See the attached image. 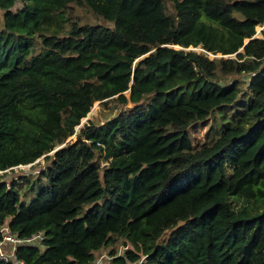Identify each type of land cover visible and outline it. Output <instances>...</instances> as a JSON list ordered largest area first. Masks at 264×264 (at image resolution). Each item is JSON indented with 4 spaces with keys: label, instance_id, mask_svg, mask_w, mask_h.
<instances>
[{
    "label": "trees",
    "instance_id": "16d2710c",
    "mask_svg": "<svg viewBox=\"0 0 264 264\" xmlns=\"http://www.w3.org/2000/svg\"><path fill=\"white\" fill-rule=\"evenodd\" d=\"M239 1L264 0H0V171L44 156L0 179V223L45 234L17 246L23 264H94L120 243L103 264H264V30ZM96 102L121 108L76 132Z\"/></svg>",
    "mask_w": 264,
    "mask_h": 264
},
{
    "label": "rangeland",
    "instance_id": "374dc122",
    "mask_svg": "<svg viewBox=\"0 0 264 264\" xmlns=\"http://www.w3.org/2000/svg\"><path fill=\"white\" fill-rule=\"evenodd\" d=\"M235 7V15L238 18H251V19H256L258 21V25L256 26V37L261 38V34L260 32L262 30H264V1L258 4H252L248 1H239L237 3L234 4ZM21 8V4L18 2L15 4V6L13 7L12 11L16 12L18 9ZM168 8L170 9L169 5ZM171 11V9H170ZM74 14L76 16H78L82 22H86V23H92V24H101V25H105V26H111L108 22L103 21L102 19L96 18L95 16H93L90 13H84L83 9L75 6L74 8ZM3 25V12L0 10V28ZM32 43H34V48L38 49V47L40 46V43L38 41L37 38H34V40H31ZM172 49L175 51H180L181 54H183L184 56H186L187 59L189 58H195L198 57L200 55V49L199 47L197 48H193V47H188L185 49H181L180 46L174 45L172 46ZM220 55H218L217 57H219ZM211 58V57H209ZM212 59V58H211ZM251 95V93H247V96L249 97ZM249 99V98H248ZM95 106V107H94ZM131 106V104H127L125 107H129ZM120 106L116 105V104H110L108 106H104L102 103L100 102H96L90 112L86 115L85 118H83L80 122V125L76 127V132H78V130L81 128V126L85 123H87V121L91 120L94 123H103L109 116L115 114L118 110H120ZM243 108H239V107H232V108H227L225 109L226 113L229 115V117H235L236 119L240 116V112L243 111ZM208 124H209V120H208ZM208 124L205 125H201L200 123L196 124L195 126L191 127L189 129V133L191 135V137L193 138V142L197 143L199 141H203L204 139H206V131H207V127ZM76 140V135L74 134L72 137L68 138L67 141H71V142H75ZM103 165H105L103 163ZM44 166V160L43 158L38 159L37 161L34 162V164H29V165H20L14 168H10L8 170L4 171H0V179L1 180H5L7 182H10L11 180H20L21 177H28V176H37L39 174V171L42 170ZM5 173V174H4ZM22 183L19 193H20V202H29L33 196H34V192L29 191L28 189H26L25 187V183L22 182V180L20 181ZM241 202H238L237 206L240 204ZM116 248V249H115ZM130 248V246L128 244H118L116 247H113L112 249H106V250H101L99 252L96 253V258L98 259V257L100 255H104V256H111V251L115 250L114 253L117 254H122L124 252L125 249ZM95 260L94 264H96ZM108 259H106L107 261ZM109 262V260H108ZM109 264V263H108ZM130 264V263H129Z\"/></svg>",
    "mask_w": 264,
    "mask_h": 264
},
{
    "label": "built area",
    "instance_id": "2783aa9c",
    "mask_svg": "<svg viewBox=\"0 0 264 264\" xmlns=\"http://www.w3.org/2000/svg\"><path fill=\"white\" fill-rule=\"evenodd\" d=\"M199 49L202 53H205L208 57L211 58L216 57V55H212L201 48ZM44 239H45V234L44 231L42 230H38L30 234L29 236L21 237L17 233L11 231L7 220L6 222L0 223V262L9 263V264H23V261L19 260L16 256L17 246H22V245L41 246ZM105 258L109 259L110 257L100 255L96 261V264H103V261L106 260Z\"/></svg>",
    "mask_w": 264,
    "mask_h": 264
},
{
    "label": "water",
    "instance_id": "95a60500",
    "mask_svg": "<svg viewBox=\"0 0 264 264\" xmlns=\"http://www.w3.org/2000/svg\"><path fill=\"white\" fill-rule=\"evenodd\" d=\"M246 42H247V41H246ZM131 85H132V82L130 83V86H131ZM66 142H68V141H66ZM62 146H63V145H62ZM62 146H60V147H62ZM60 147H59V148H60ZM57 149H58V148L54 149L52 152L56 151ZM43 157H44V156H43ZM43 157H42V158H43Z\"/></svg>",
    "mask_w": 264,
    "mask_h": 264
},
{
    "label": "bare ground",
    "instance_id": "6f19581e",
    "mask_svg": "<svg viewBox=\"0 0 264 264\" xmlns=\"http://www.w3.org/2000/svg\"><path fill=\"white\" fill-rule=\"evenodd\" d=\"M95 107V106H94Z\"/></svg>",
    "mask_w": 264,
    "mask_h": 264
}]
</instances>
